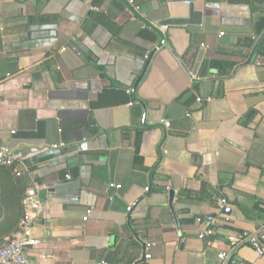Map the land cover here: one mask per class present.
Wrapping results in <instances>:
<instances>
[{
    "label": "crops",
    "instance_id": "crops-1",
    "mask_svg": "<svg viewBox=\"0 0 264 264\" xmlns=\"http://www.w3.org/2000/svg\"><path fill=\"white\" fill-rule=\"evenodd\" d=\"M0 147L29 264H264L229 244L264 221V0H0Z\"/></svg>",
    "mask_w": 264,
    "mask_h": 264
},
{
    "label": "built area",
    "instance_id": "built-area-1",
    "mask_svg": "<svg viewBox=\"0 0 264 264\" xmlns=\"http://www.w3.org/2000/svg\"><path fill=\"white\" fill-rule=\"evenodd\" d=\"M190 3L187 2V5ZM159 30L166 33L167 27L163 25L157 26ZM201 100L197 99L199 103ZM169 127V124L166 123ZM15 163V156L13 152L6 147H0V167L10 168ZM17 175L19 172L14 171ZM115 187V185H111ZM148 191V188L145 189ZM37 188H29L21 200L23 215L19 226V235L10 239L5 245L0 247V264H29L27 259V251L30 248L36 247L38 241L33 237L32 232L36 225V219L41 207L38 199ZM226 205V200L220 201V208L223 209ZM135 204L127 207V212H130ZM264 209V202H263ZM89 212H87V216ZM87 218V217H86ZM85 218V219H86ZM216 223V218L213 216L207 217L202 223V231L198 237L205 239L213 233V226ZM229 244L231 249H235L246 245L250 247L258 259H264V221L252 230L243 231L229 237ZM142 253L140 257L133 264H145L151 259L152 243L143 241L141 242ZM220 264H248L245 262H237L232 258V252H221L218 254Z\"/></svg>",
    "mask_w": 264,
    "mask_h": 264
},
{
    "label": "trees",
    "instance_id": "trees-1",
    "mask_svg": "<svg viewBox=\"0 0 264 264\" xmlns=\"http://www.w3.org/2000/svg\"><path fill=\"white\" fill-rule=\"evenodd\" d=\"M0 169L1 170H3V172L4 173H6V174H12L13 176H15L16 178H21V176H22V172H20V171H18V169H17V166H16V164L14 163L13 164V166L12 167H10V168H3V167H0ZM15 170H17L18 172H19V175H17L14 171ZM28 189L27 188H22V190H21V199L24 197V195H25V193H26V191H27ZM22 215H23V208H22ZM21 215V216H22ZM10 222H6V225H8ZM3 241H1L0 240V243H2Z\"/></svg>",
    "mask_w": 264,
    "mask_h": 264
}]
</instances>
